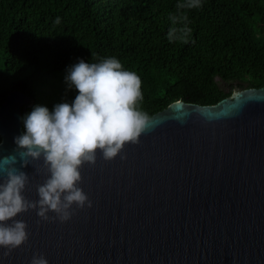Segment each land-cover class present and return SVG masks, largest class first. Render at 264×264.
I'll use <instances>...</instances> for the list:
<instances>
[{"label":"water","instance_id":"water-1","mask_svg":"<svg viewBox=\"0 0 264 264\" xmlns=\"http://www.w3.org/2000/svg\"><path fill=\"white\" fill-rule=\"evenodd\" d=\"M29 104L19 91L0 104V181L14 158L37 201L43 161L22 167L14 142ZM80 172L92 207L74 205L64 223L18 215L28 241L7 257L0 249V264H264V87L210 106L173 102L138 143L111 161L98 151Z\"/></svg>","mask_w":264,"mask_h":264},{"label":"trees","instance_id":"trees-1","mask_svg":"<svg viewBox=\"0 0 264 264\" xmlns=\"http://www.w3.org/2000/svg\"><path fill=\"white\" fill-rule=\"evenodd\" d=\"M186 2L0 0V104L11 91L30 98L21 108L24 133L23 118L34 107L52 112L75 100L78 91L65 78L81 59L116 58L135 72L138 109L148 117L176 101L210 106L264 87V0L177 8Z\"/></svg>","mask_w":264,"mask_h":264},{"label":"clouds","instance_id":"clouds-1","mask_svg":"<svg viewBox=\"0 0 264 264\" xmlns=\"http://www.w3.org/2000/svg\"><path fill=\"white\" fill-rule=\"evenodd\" d=\"M200 0H187L178 9L200 7ZM175 23L177 17H173ZM187 20V16H183ZM55 24L60 23L57 17ZM175 29L169 32L172 38ZM78 91L75 100L54 106L52 112L36 106L23 118L25 132L15 138L22 167L43 161L45 179L38 184L39 199L31 201L23 194L29 176L9 164L6 177L0 181V249L3 256L28 241L27 224L15 219L30 210L42 221L58 219L67 222L74 215L73 206L92 207L84 191L80 169L95 165L97 152L105 161L121 154L125 144L138 143L147 130L149 117L138 109L143 99L141 79L133 71L124 70L116 58H105L98 63L79 60L68 69L65 78ZM125 156H121L124 159ZM49 212L55 216L48 215ZM11 221V223H9ZM31 264H48L42 256H33Z\"/></svg>","mask_w":264,"mask_h":264}]
</instances>
